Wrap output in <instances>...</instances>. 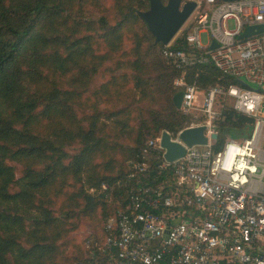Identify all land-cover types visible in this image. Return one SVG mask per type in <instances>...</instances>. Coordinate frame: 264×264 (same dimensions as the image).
<instances>
[{
    "label": "trees",
    "instance_id": "16d2710c",
    "mask_svg": "<svg viewBox=\"0 0 264 264\" xmlns=\"http://www.w3.org/2000/svg\"><path fill=\"white\" fill-rule=\"evenodd\" d=\"M103 1L0 0V264L84 261L83 243L103 240L124 200L126 162L138 155L152 170L161 154L146 142L188 126L171 99L180 71L138 16L147 0ZM171 47L185 48L182 33ZM194 76L202 87L236 82L210 65ZM251 124L223 106L211 147ZM82 221L100 231L80 245L71 233Z\"/></svg>",
    "mask_w": 264,
    "mask_h": 264
},
{
    "label": "built area",
    "instance_id": "2783aa9c",
    "mask_svg": "<svg viewBox=\"0 0 264 264\" xmlns=\"http://www.w3.org/2000/svg\"><path fill=\"white\" fill-rule=\"evenodd\" d=\"M193 1L185 48L171 47L175 36L160 53L180 71L172 81L181 91L178 110L205 126L207 142L166 161L158 138L149 139L160 159L152 170L138 155L126 162L116 181L127 188L124 200L107 218L101 244L85 245L82 264H100V257L108 264H264V0ZM257 24L260 31L238 38ZM205 65L236 82L186 81L187 71ZM225 105L252 124L247 136L226 137L213 149L209 134Z\"/></svg>",
    "mask_w": 264,
    "mask_h": 264
},
{
    "label": "water",
    "instance_id": "95a60500",
    "mask_svg": "<svg viewBox=\"0 0 264 264\" xmlns=\"http://www.w3.org/2000/svg\"><path fill=\"white\" fill-rule=\"evenodd\" d=\"M147 2V9L139 11L138 16L153 37L154 42L160 45L167 44L174 37L195 7L193 0H147ZM261 29V24L247 26L238 35V38L246 37ZM239 83L244 84L242 81ZM180 97V90L172 95V103L176 109L179 108ZM204 131L205 126L202 124L191 125L182 128L177 133L176 139H171L170 134L162 130L158 138V146L163 150L162 158L172 161L183 156L185 146L205 145L207 138ZM215 137V132L209 134L211 140H214ZM262 146L264 148V141Z\"/></svg>",
    "mask_w": 264,
    "mask_h": 264
},
{
    "label": "rangeland",
    "instance_id": "374dc122",
    "mask_svg": "<svg viewBox=\"0 0 264 264\" xmlns=\"http://www.w3.org/2000/svg\"><path fill=\"white\" fill-rule=\"evenodd\" d=\"M182 1H185V0H182ZM103 5H106L107 6L108 5V1H105L104 0L103 1ZM94 16H96V15H94ZM190 18L187 19V20L189 21ZM232 25H233L232 22L231 21H228L227 27L228 28H231ZM183 26H185L184 23L179 28V30L174 35V37L180 35L183 32ZM128 46H129V41L126 40V39H123L122 49L123 50H126L128 48ZM117 57H119V56H117ZM105 66H112L111 65V62L106 61L105 62ZM105 78H106V74H104L103 72H101L99 75L96 76V78L94 80V84H99ZM176 89H178V88H176ZM100 106H104V103H101ZM186 123H188V126H190V125H194L193 123H195V121L191 120L190 117L189 118L187 117L186 118ZM247 134L248 133L246 132V130H243V131H240V132H235V134H234L235 137L230 135V136H228V138H232V139H237L238 140L239 138H242V137L247 136ZM66 149L69 151V150H71V147L68 146ZM16 176H17V173H16ZM262 181L264 182V178L262 179ZM99 231H100V222H98L97 227H93L90 222H88V221H82L80 227L76 231H74L73 233H71V237H73L74 241L76 240V242H79V244L82 245V242H84V241H82V239L84 237H86V236H88L90 234H93V233L98 234ZM101 242H102V240L100 242L96 241V242H94V244L92 243L93 246H89L88 248L91 249L94 246L96 247L97 245H100ZM86 244L87 243H85V242L83 243L84 250L85 251H86V249L88 250V248L85 247ZM82 262L83 261H81L79 264H82Z\"/></svg>",
    "mask_w": 264,
    "mask_h": 264
}]
</instances>
